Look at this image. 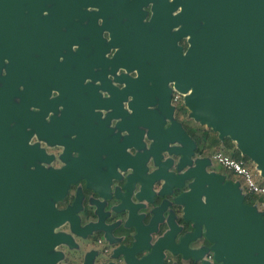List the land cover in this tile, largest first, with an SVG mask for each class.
I'll list each match as a JSON object with an SVG mask.
<instances>
[{
  "label": "flooded vegetation",
  "instance_id": "af4514ba",
  "mask_svg": "<svg viewBox=\"0 0 264 264\" xmlns=\"http://www.w3.org/2000/svg\"><path fill=\"white\" fill-rule=\"evenodd\" d=\"M167 1L170 6L171 0ZM56 3L47 2L34 21L44 22L46 15L56 17L61 32L67 30L66 24L75 22L85 26L91 20L90 26L96 29L103 24L96 5H75L69 0ZM116 3L107 0L102 5L103 14L108 20L115 14L112 23L122 25L127 6ZM24 6L26 15L27 3ZM152 10V2L139 7L141 22L151 20ZM162 19L159 17V23ZM22 22L18 21L20 28ZM99 32V39H109L104 28ZM45 34L43 29H29L27 39L48 57L53 43L41 40ZM166 45L171 47L165 40H156L158 51ZM177 45L185 53L189 43L181 38ZM21 48L11 39L9 50L14 57L16 51L21 57ZM76 48L71 43L70 55ZM93 50L92 41L87 42V56ZM65 51L55 50L59 61ZM113 52H101L98 62L106 66L95 65L96 60L75 68V61L68 60L65 72L55 77L58 90L50 88V95H42L40 83H33L32 74L22 67H14V80L8 78L10 84H18L11 92L6 136L0 140V264H126L122 252H128V261L136 264L141 255L129 253L135 241L146 254L159 249L163 238L171 247V251H163L161 260L166 264H221L214 259L205 226L189 219L185 203L177 202L176 197L190 190L194 181L195 177L184 175L189 159L199 161L196 170L200 175L223 174V182L240 181L247 194L242 179L216 158L219 152L239 151L236 142L229 136L220 137L194 118L183 94L174 99L176 90L168 71L143 70L156 82L144 79L134 83L140 76L143 80L145 73L114 69L109 64ZM6 57L0 67V87L2 77L8 75ZM34 73L44 80L48 75L45 69ZM127 83L131 85L128 88ZM23 91L31 97L22 98ZM129 93L136 98H130ZM178 128L193 143L185 147L186 164L182 166L184 154L177 149L183 146L171 140ZM242 156L254 169V161ZM198 191L204 202L201 186ZM245 203L250 204L246 197ZM146 260L152 263L159 259Z\"/></svg>",
  "mask_w": 264,
  "mask_h": 264
},
{
  "label": "water",
  "instance_id": "95a60500",
  "mask_svg": "<svg viewBox=\"0 0 264 264\" xmlns=\"http://www.w3.org/2000/svg\"><path fill=\"white\" fill-rule=\"evenodd\" d=\"M59 1L56 0V4ZM69 1L76 2L75 5L91 3L99 7L98 15L103 24L96 29L90 26L91 20L85 26H78L75 22L72 26L66 24L67 30L61 32L56 17L46 15L44 22L34 21L40 17L45 4L54 0H0V67L6 55L8 62V75L2 77L0 87V140L6 136L11 95L18 84L14 81L12 85L8 80L9 77L14 80V67L30 72L33 83L41 84V94L50 95V88L58 90L55 77L65 72L68 60L75 61V68L89 66L96 60L95 65L106 66L98 60L103 50L111 49L114 52L109 64L114 69L120 67L126 71H138L141 75L145 73L143 80L140 76L134 83L140 84L144 79L156 82L153 75L143 70L161 68L168 71L175 90L183 94L191 115L217 131L220 137L233 139L241 154L254 161L264 178V0H171L170 6L167 0H117L116 6H127L126 20L122 25L112 23L115 14L109 20L103 14L102 5L107 0ZM147 2L153 3V12L151 20L143 23L139 7ZM25 3L29 9L26 15L23 13ZM170 10L179 11L174 14ZM26 17L31 20L25 21ZM159 17L163 18L162 24ZM19 20H23L22 28ZM35 28L47 32L41 40L53 43L48 57L32 39H27L29 29L34 31ZM103 28L108 31L107 40L99 39V30ZM19 29L20 35L17 34ZM181 38H186L189 43L185 53L177 45ZM11 39L22 46L21 57L19 51L14 57L9 50ZM157 39L165 40L171 47L166 45V49L158 51ZM91 41L94 50L87 56L86 43ZM71 43L77 47L73 55H70ZM62 48L66 51L59 61L55 50ZM41 69L48 73L45 80L39 73H34V70ZM129 86L127 83V88ZM20 95L22 98L31 97L26 91ZM129 96L135 99L137 95L129 93ZM178 130L175 136L171 135V140L183 146L177 149V153L184 154L182 166V163L186 164L185 147L193 143L187 134ZM187 164L184 175L195 178L190 183V190L177 196L176 201L185 203L189 219L205 226L214 259L221 264H264V211L256 204L245 203L246 194L240 181L223 182L226 176L215 172L200 175L196 170L200 164L198 160L189 159ZM200 186L204 202L199 199ZM169 219L170 215L168 222ZM161 241L159 249H151L146 254L145 248H137L135 241L129 253L141 255L136 264H166L161 260L163 251H171V247L164 238ZM121 255L126 264H133L128 261V252ZM147 258L159 260L149 263ZM202 264L211 263L205 261Z\"/></svg>",
  "mask_w": 264,
  "mask_h": 264
},
{
  "label": "built area",
  "instance_id": "2783aa9c",
  "mask_svg": "<svg viewBox=\"0 0 264 264\" xmlns=\"http://www.w3.org/2000/svg\"><path fill=\"white\" fill-rule=\"evenodd\" d=\"M180 94L182 93L175 91L174 99L180 97ZM216 158L225 169L237 174L242 179L247 193L250 192L262 197L260 204L264 205V178L256 167L250 169L243 159H236L222 152L217 153Z\"/></svg>",
  "mask_w": 264,
  "mask_h": 264
},
{
  "label": "trees",
  "instance_id": "16d2710c",
  "mask_svg": "<svg viewBox=\"0 0 264 264\" xmlns=\"http://www.w3.org/2000/svg\"><path fill=\"white\" fill-rule=\"evenodd\" d=\"M215 140V139H214ZM226 142H230V139L227 138L225 140ZM230 156L236 158V159H245L247 160V157L245 156H242L241 153L239 151H236V152H227ZM262 200V197H260L259 195H256V194H253V193H250L248 192L246 194V202L250 203V204H255V203H260V201Z\"/></svg>",
  "mask_w": 264,
  "mask_h": 264
},
{
  "label": "rangeland",
  "instance_id": "374dc122",
  "mask_svg": "<svg viewBox=\"0 0 264 264\" xmlns=\"http://www.w3.org/2000/svg\"><path fill=\"white\" fill-rule=\"evenodd\" d=\"M225 154H228V153H225ZM255 167H256V164H255ZM256 169H257V167H256ZM242 191L244 192L243 188H242ZM255 204L259 207L260 210L264 211V205L263 204H260V203H255Z\"/></svg>",
  "mask_w": 264,
  "mask_h": 264
}]
</instances>
